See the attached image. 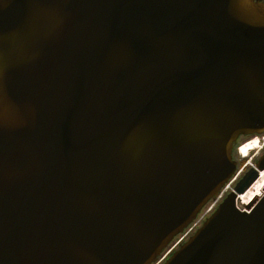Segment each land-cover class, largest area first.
<instances>
[{
  "label": "water",
  "instance_id": "95a60500",
  "mask_svg": "<svg viewBox=\"0 0 264 264\" xmlns=\"http://www.w3.org/2000/svg\"><path fill=\"white\" fill-rule=\"evenodd\" d=\"M264 135V3L0 0V264H160ZM264 152L161 264H264Z\"/></svg>",
  "mask_w": 264,
  "mask_h": 264
},
{
  "label": "bare ground",
  "instance_id": "6f19581e",
  "mask_svg": "<svg viewBox=\"0 0 264 264\" xmlns=\"http://www.w3.org/2000/svg\"><path fill=\"white\" fill-rule=\"evenodd\" d=\"M251 138H253V139H250L247 142H245L236 151V154L238 153V155L241 158L240 159L241 161H246L249 158V154L254 149L258 148L259 144H262V148L260 147L259 150L263 151V149H264V139L263 138H260L261 141L255 139V138H258V137H251ZM259 150H258L257 155L260 153ZM251 164L248 163V161H247V165H245L246 166L245 168L250 167ZM263 192H264V172H262L260 174L259 179L253 184V186L248 191H246L244 194L238 196V199H237V207H238V209L245 210V207L247 205H249V203L251 201L259 200L263 196Z\"/></svg>",
  "mask_w": 264,
  "mask_h": 264
},
{
  "label": "rangeland",
  "instance_id": "374dc122",
  "mask_svg": "<svg viewBox=\"0 0 264 264\" xmlns=\"http://www.w3.org/2000/svg\"><path fill=\"white\" fill-rule=\"evenodd\" d=\"M260 138H263L264 139V135L262 137H258V138H255L259 141H261ZM250 139H253V138H247L246 140H241L239 141L238 145H237V149H239L245 142H247L248 140ZM262 148V144H259V147L254 149L250 154H249V158L246 160V161H241L240 159V156L238 155V153L235 155V161L237 162V170L235 172V174L238 176L240 174V172L243 170L244 166L247 165V161L248 163H252L251 165H253L255 159L258 157V155L260 153H262V150L260 151L259 148ZM258 150L260 151V153L257 155L258 153ZM257 155V156H256ZM248 169V168H247ZM264 193V192H263Z\"/></svg>",
  "mask_w": 264,
  "mask_h": 264
},
{
  "label": "flooded vegetation",
  "instance_id": "af4514ba",
  "mask_svg": "<svg viewBox=\"0 0 264 264\" xmlns=\"http://www.w3.org/2000/svg\"><path fill=\"white\" fill-rule=\"evenodd\" d=\"M258 1L264 3V0H258ZM246 139H247V138H241V140H246ZM262 154H263V151H262V153H260V154L258 155V157L255 159L253 165H251L250 167H248V169L245 168L246 166H244V169H243V170L240 172V174L237 176V180H236V183H235V184H237L238 182H240V181L245 177V175H246L247 173H249L252 169L255 168V165H256V163L258 162V159H259V157H260Z\"/></svg>",
  "mask_w": 264,
  "mask_h": 264
},
{
  "label": "built area",
  "instance_id": "2783aa9c",
  "mask_svg": "<svg viewBox=\"0 0 264 264\" xmlns=\"http://www.w3.org/2000/svg\"><path fill=\"white\" fill-rule=\"evenodd\" d=\"M221 198H222V195L219 196V198L217 199V201L213 202V203L209 206V208L207 209V211H206L205 214L210 213V212L213 210V208H215V206L217 205L218 201H219ZM191 231H192V228L188 231V233H190ZM188 233H187V234H188Z\"/></svg>",
  "mask_w": 264,
  "mask_h": 264
}]
</instances>
